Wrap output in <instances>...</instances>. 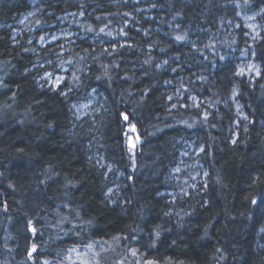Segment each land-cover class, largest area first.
<instances>
[{
    "label": "trees",
    "instance_id": "obj_1",
    "mask_svg": "<svg viewBox=\"0 0 264 264\" xmlns=\"http://www.w3.org/2000/svg\"><path fill=\"white\" fill-rule=\"evenodd\" d=\"M33 1L0 0V264L58 261L94 242L112 243L120 264H134L130 251L152 264H264V0H251L262 24L251 45L241 24L230 37L220 29L238 20L227 0H153L127 25L103 0ZM66 13L89 19L91 41L63 48L75 72L53 89L26 41L39 30H27ZM210 31L228 49L250 46L258 77L239 75L236 55H213ZM65 84L102 96L91 126L74 121ZM180 138L202 147L206 177L172 203L163 192ZM90 143L118 172L110 183Z\"/></svg>",
    "mask_w": 264,
    "mask_h": 264
},
{
    "label": "rangeland",
    "instance_id": "obj_2",
    "mask_svg": "<svg viewBox=\"0 0 264 264\" xmlns=\"http://www.w3.org/2000/svg\"><path fill=\"white\" fill-rule=\"evenodd\" d=\"M84 1V0H74ZM153 0H103L104 3L111 5L117 9L116 19L124 21V25L134 24L139 21L138 14L149 11L152 6L150 3ZM228 3L234 7L237 21H228L226 26H220V29L229 37L232 35V31L239 27L241 24L245 28L244 36H247L250 40L249 45L253 41L259 38L262 29V24L258 21V16L261 10H257L252 7L251 0H227ZM36 0L33 1L35 3ZM228 4H225V6ZM36 13L35 8L22 14L17 18L13 24H21L29 17ZM89 19H83V14L80 13L77 17H74L72 13H66L62 16L55 17V20L47 25H39L38 27L27 30L28 34L38 32L37 36H29L27 44H33L31 54L35 56V67L38 69V82L46 86H50L53 89L64 85L67 80V76H71L75 70L71 66L61 62V53L64 52L65 47L70 44H74L80 38H87L91 41V37L88 34L81 33L80 25L87 23ZM14 37L18 33L14 30ZM43 37V39H41ZM228 37V38H229ZM214 40L215 45L210 48L213 55H218L220 60H224L228 57L236 55L237 61V73L243 75L252 80L259 75V65L255 61L251 47L237 49L230 48L228 45L231 43L230 39H226L224 35L218 34L214 31H210L205 39V44H209ZM104 42V41H103ZM67 51V50H66ZM205 60V59H204ZM72 73V74H71ZM48 74H51L50 76ZM59 80V84L56 81ZM65 93H71L78 96V98L72 102L70 110L72 117L76 123L83 125L85 122H89L91 126V118L95 116L103 107V98L94 89H80L77 92V88H73L69 84H65ZM235 94H232L233 105L237 111L239 119H244L243 113L240 111V106L234 101ZM198 101L195 98H191L190 104L193 107L198 106ZM130 147L133 148V141L129 142ZM91 149V143L89 145ZM176 157L174 163L171 165L168 174V181L171 183V187L167 189L163 194L167 197L168 202H176L183 197L197 192L205 185L206 170L200 161V153L202 147L198 145L193 139L180 138L176 141ZM94 150L92 156L97 160L100 166L106 168V172L109 177V182L112 178L117 177L118 172L116 169L105 160V157L98 153L96 147H92ZM110 185V184H109ZM111 189V191H109ZM108 195L117 198L118 192L114 186L108 187ZM259 235L264 237V225L259 230ZM92 245L91 248L88 246ZM76 251H70L71 249ZM69 248L62 254V258L58 261H44L47 264H82L83 261H87L88 264H120L117 260H113L112 253L114 246L112 243H100L96 248V242L88 243L83 246ZM134 264H148V262L142 263L137 260L136 256ZM116 261V262H115ZM43 264V263H41ZM45 264V263H44ZM152 264V263H151Z\"/></svg>",
    "mask_w": 264,
    "mask_h": 264
},
{
    "label": "snow or ice",
    "instance_id": "obj_3",
    "mask_svg": "<svg viewBox=\"0 0 264 264\" xmlns=\"http://www.w3.org/2000/svg\"><path fill=\"white\" fill-rule=\"evenodd\" d=\"M101 32H103V29H101ZM41 39H43V37L41 38ZM176 39H178V40H183L184 39V37L183 36H178V37H176ZM49 76L51 75V74H48ZM59 80H57L56 81V83L57 84H59ZM171 99V98H170ZM123 119L125 120V121H127L128 120V116L127 115H123ZM135 130V126H133V131ZM133 147H134V145H133ZM109 191H111V189L109 190ZM89 248H91L92 247V245H89L88 246ZM33 251H35V245H33ZM70 251H76V249H71ZM133 255H135V252H133ZM45 264H47V262H45ZM82 264H88V262L87 261H83L82 262ZM148 264H151V262H148Z\"/></svg>",
    "mask_w": 264,
    "mask_h": 264
}]
</instances>
